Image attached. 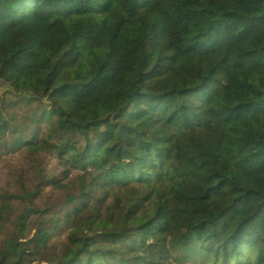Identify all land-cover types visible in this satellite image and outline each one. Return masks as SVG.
<instances>
[{
	"label": "trees",
	"instance_id": "1",
	"mask_svg": "<svg viewBox=\"0 0 264 264\" xmlns=\"http://www.w3.org/2000/svg\"><path fill=\"white\" fill-rule=\"evenodd\" d=\"M0 83V264H264V0H0Z\"/></svg>",
	"mask_w": 264,
	"mask_h": 264
},
{
	"label": "rangeland",
	"instance_id": "2",
	"mask_svg": "<svg viewBox=\"0 0 264 264\" xmlns=\"http://www.w3.org/2000/svg\"><path fill=\"white\" fill-rule=\"evenodd\" d=\"M4 88H5V86H3L2 83H0V90H2ZM12 160L14 161L15 158ZM46 160H47L46 168L51 169L54 166L55 161L51 158H46ZM9 165H10V161H8V162L0 161V185H2L4 182L5 173L7 171V168L9 167ZM32 254L34 255V258L32 260L33 264H53L52 256H49V255L44 254V253H38L35 251H33ZM182 264H207V262L205 261V259H203V260L199 259L196 261H189V262H185Z\"/></svg>",
	"mask_w": 264,
	"mask_h": 264
}]
</instances>
